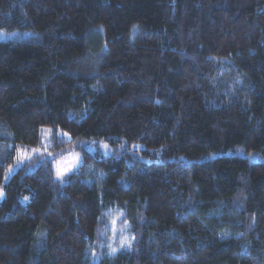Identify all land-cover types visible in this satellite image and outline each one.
Returning a JSON list of instances; mask_svg holds the SVG:
<instances>
[{"label": "trees", "instance_id": "16d2710c", "mask_svg": "<svg viewBox=\"0 0 264 264\" xmlns=\"http://www.w3.org/2000/svg\"><path fill=\"white\" fill-rule=\"evenodd\" d=\"M1 188L0 264H264V0H0Z\"/></svg>", "mask_w": 264, "mask_h": 264}, {"label": "rangeland", "instance_id": "374dc122", "mask_svg": "<svg viewBox=\"0 0 264 264\" xmlns=\"http://www.w3.org/2000/svg\"><path fill=\"white\" fill-rule=\"evenodd\" d=\"M80 145H84V148L88 150L89 152H95V151H100L102 154L106 156H111V155H117V152H121L122 150H116L115 148L111 147L105 142H94L91 140H81L79 141ZM76 143H74L73 148L68 147L69 149L65 150V153L60 157L57 156V153L53 151H49L48 146H44L42 150L35 151L31 150L29 152L23 151V150H18L17 151V158L16 162L7 168L5 172V178H4V183H6L12 173L18 169L19 167H22L25 163L27 162H32L33 160L36 159L35 162H38L43 159H54V169H55V177L58 180H62L64 176L73 170L77 169L81 163H82V154L80 151L75 150ZM58 157V158H57ZM57 158V159H56ZM36 167V164L31 165L28 170H33ZM3 197V191L2 188L0 189V201Z\"/></svg>", "mask_w": 264, "mask_h": 264}, {"label": "snow or ice", "instance_id": "6c2138e0", "mask_svg": "<svg viewBox=\"0 0 264 264\" xmlns=\"http://www.w3.org/2000/svg\"><path fill=\"white\" fill-rule=\"evenodd\" d=\"M113 251H115V249H113Z\"/></svg>", "mask_w": 264, "mask_h": 264}]
</instances>
